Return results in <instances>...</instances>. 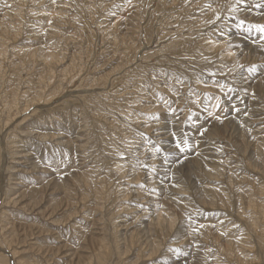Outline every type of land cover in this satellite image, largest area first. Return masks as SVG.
<instances>
[{
  "label": "rangeland",
  "instance_id": "rangeland-1",
  "mask_svg": "<svg viewBox=\"0 0 264 264\" xmlns=\"http://www.w3.org/2000/svg\"><path fill=\"white\" fill-rule=\"evenodd\" d=\"M1 23L0 264H264V0H0ZM150 152L149 208L144 177L125 192Z\"/></svg>",
  "mask_w": 264,
  "mask_h": 264
},
{
  "label": "bare ground",
  "instance_id": "bare-ground-1",
  "mask_svg": "<svg viewBox=\"0 0 264 264\" xmlns=\"http://www.w3.org/2000/svg\"><path fill=\"white\" fill-rule=\"evenodd\" d=\"M18 1H20V0H18ZM22 1V0H21ZM143 2V1H142ZM146 2V1H145ZM161 3V2H160ZM159 3V5L157 4V8L155 9V12H157V11H159L160 10V8L162 7V5ZM173 4V3H172ZM89 6V5H88ZM93 8V7H92ZM188 11H190V8L189 9H187ZM94 11V10H93ZM18 13H17V17H20V14H21V12L20 11H17ZM217 12V11H216ZM7 14V13H6ZM5 14V15H6ZM10 14V13H9ZM13 14V13H12ZM12 14H10V17H11V15ZM27 14V13H26ZM93 14V13H92ZM19 15V16H18ZM13 16V15H12ZM95 16V15H94ZM240 16V15H239ZM16 17V18H17ZM245 17V16H244ZM55 19V18H54ZM17 21H19V19H16ZM21 20H23L24 21V18L23 19H21ZM9 21V20H8ZM55 21H56V19H55ZM54 22V21H53ZM22 23V22H21ZM25 23H26V21H25ZM18 24V23H17ZM14 25V24H13ZM22 25V24H21ZM27 25V24H26ZM148 25V24H147ZM22 27H23V25H22ZM16 29V28H15ZM19 29V28H18ZM20 29H21V27H20ZM85 30V29H84ZM147 34H148V36H147V41L151 38H149V36H150V34H151V32H149V27H147ZM20 32V31H19ZM17 30H14V26H11V24H9V23H1L0 24V41H4V43H5V41L6 42H8V41H14V40H17V39H19V37L21 36V35H19L20 33H19ZM89 32V31H88ZM87 32V33H88ZM145 34V33H144ZM92 35H93V32H92ZM145 36V35H144ZM232 37V36H231ZM146 39V38H145ZM236 41V40H235ZM241 42V41H240ZM196 43V37L195 36H191L190 35V37L189 36H187L184 40H182L181 42H179V45L181 44H185V46H187V47H192L194 44ZM173 44H174V42H173ZM210 44V43H209ZM219 44V43H218ZM196 45V44H195ZM205 45V44H204ZM203 45V46H204ZM207 45V44H206ZM251 45V44H250ZM2 46V45H1ZM7 47L9 46L8 44L6 45ZM11 46V45H10ZM6 47V48H7ZM167 47V46H166ZM175 47H178V46H175ZM211 47H212V49L213 50H217L218 51V46H216V45H213L212 46V44H211ZM243 47V46H242ZM13 48V47H12ZM134 48V47H133ZM90 49V48H89ZM207 49H209V48H207ZM135 50V49H134ZM244 51V50H243ZM20 52V50L18 51V53ZM28 52V56H29V58H40V59H42V60H44L46 63H48V64H50V63H57V60H58V55H57V52H56V54H54V53H52V52H50V51H44L43 49H29V51H27ZM131 52V51H130ZM212 52V51H211ZM91 53V52H90ZM147 53V52H146ZM13 54H14V52H13ZM15 54H17V52L15 53ZM221 54V53H220ZM7 55H8V51H7V49H1L0 48V63H2L1 64V66H2V68H0V74L1 75H3L4 74V76H5V70L9 67V69L12 67V62H11V64L8 62V64H10V66H8V67H5V63L7 62ZM24 55V54H23ZM26 56V55H25ZM228 56V55H227ZM220 57V56H219ZM133 58V57H132ZM213 59V58H212ZM60 60V59H59ZM236 60V59H235ZM240 60V59H239ZM61 61V60H60ZM238 61V60H237ZM243 61V60H242ZM237 63V62H236ZM23 64V63H22ZM7 66V65H6ZM73 78V77H72ZM116 80H118V79H116ZM69 81H70V79H69ZM66 82V81H65ZM68 82V81H67ZM121 82V81H120ZM3 84V83H2ZM38 84V83H37ZM259 84V83H258ZM16 85V84H15ZM46 93V92H45ZM263 96V95H262ZM40 98V97H39ZM14 102V101H13ZM16 102V101H15ZM14 107V106H13ZM0 121H1V119H0ZM168 122V121H167ZM163 123H165V122H163ZM169 123V122H168ZM1 124V123H0ZM161 124V123H160ZM170 124V123H169ZM141 126V125H140ZM170 126V125H169ZM168 127V125L166 126V123L164 124V126H163V129H166ZM168 129H169V127H168ZM171 129V128H170ZM239 130V129H238ZM163 131H165V130H163ZM162 131V132H163ZM169 131V130H168ZM241 131V130H240ZM169 132H171V131H169ZM243 132V131H242ZM244 133V132H243ZM161 134H163L161 137V143H162V147H163V150L165 151V152H167V153H171L172 151H173V148H172V145L170 144V137L168 136V134L166 133V132H163V133H161ZM226 134V133H225ZM230 134V133H229ZM41 135V134H40ZM171 135V134H170ZM235 135V134H234ZM38 137V136H37ZM16 143V142H15ZM18 143V142H17ZM257 146H258V144H257ZM261 148V147H260ZM259 149V148H258ZM136 148L134 149V151L133 152H136ZM260 150V149H259ZM258 150V151H259ZM132 152V153H133ZM175 152L176 151H173L172 153L173 154H175ZM206 152V151H205ZM171 153V154H172ZM11 154V153H10ZM137 154V153H136ZM24 157H27V156H24ZM174 157V156H173ZM146 158V160L148 161L147 163H148V168L146 169V170H142V169H140L141 171H137L135 168H134V166H135V161H133L132 162V164H131V172H130V177L129 178H126V179H128L129 180V182H136V183H133L134 185H131V189L129 190V191H127V192H125V194H127L129 197H133V196H136V197H139V196H141L143 193L141 192V191H139L138 189H136V186H135V184H137L138 182V180H140V179H143V177L145 178V184H144V186L145 187H147V189H148V191L149 192H147L146 193V195H144L143 197H142V199H146V202H148V204H149V202L151 203L153 200H154V198L157 196L158 197V195L157 194H159V192H161V187L163 188V182H164V180L165 179H168L169 178V169H168V165H166V164H164L163 163V160H161L158 156H156L153 152H150V154L147 156V157H145ZM22 160V159H21ZM28 160V159H27ZM31 160V159H30ZM195 160V159H194ZM152 162H154V168H153V164H152ZM192 162H194V163H197L196 161H192ZM26 163V162H25ZM137 165V164H136ZM28 166V165H27ZM136 167V166H135ZM206 167V166H205ZM207 168V167H206ZM122 168L121 167H118V168H116V171L115 172H117V173H119V174H124V172H127V170H125V171H123V169L121 170ZM130 169V168H129ZM152 169L154 170V169H156L155 170V174H153L154 172L152 171ZM207 172H208V175L209 176H217V177H219V174L218 175H216V173H217V170H206ZM44 174V173H43ZM203 174V173H202ZM46 176V175H45ZM42 177V176H41ZM41 180V179H40ZM13 181V180H12ZM65 181V180H64ZM142 181V180H141ZM66 182H68V180H66ZM15 183H17V182H15ZM69 183V182H68ZM55 184V183H54ZM51 185V184H50ZM156 185H158V188L157 189H155V188H153L154 186H156ZM47 186V185H46ZM52 186V185H51ZM165 187V186H164ZM172 188V187H171ZM27 190V189H26ZM157 190V191H156ZM124 191V190H123ZM113 192V191H112ZM109 194H111V192H108L107 193V195H109ZM164 194V193H163ZM166 194V193H165ZM162 195V194H161ZM124 197V196H123ZM75 200V199H74ZM156 200V199H155ZM145 201V200H144ZM158 201H159V199H158ZM155 202V201H154ZM153 202V203H154ZM152 203V204H153ZM152 204H149L148 206H149V208L150 207H152L153 205ZM151 205V206H150ZM155 206V205H154ZM153 206V207H154ZM144 208H145V206H144ZM144 210H146V208L144 209ZM147 212L148 211H151V212H149L150 214H153V208L152 209H147L146 210ZM96 212V211H95ZM118 213V212H117ZM156 214V213H155ZM161 214V213H160ZM2 215V214H1ZM154 216V215H153ZM6 217V216H5ZM142 217V216H141ZM156 217L157 218H159V214L157 213V215H156ZM1 218V217H0ZM12 218V217H11ZM98 218V217H97ZM154 218V217H153ZM152 218V219H153ZM160 219V218H159ZM165 220H167L168 221V223L171 225L172 224V222H173V219L172 218H164ZM177 219V218H176ZM117 220V219H116ZM33 221V220H32ZM112 221V220H111ZM64 222V221H63ZM175 223H176V221H175ZM163 224V223H162ZM3 226V225H2ZM117 227V226H116ZM252 228V227H251ZM168 229V228H167ZM10 230V229H9ZM14 230H15V228H14ZM100 230V229H99ZM16 231V230H15ZM14 231V232H15ZM96 231V230H95ZM161 231H162V229H161ZM7 232H9V231H7ZM11 232H12V229H11ZM13 232V233H14ZM93 234V233H92ZM11 235V234H10ZM94 235V234H93ZM97 235V234H96ZM8 236V235H7ZM259 236V235H258ZM261 236V235H260ZM15 237V236H14ZM86 237V236H85ZM88 237V236H87ZM97 237V236H96ZM86 239H88V238H86ZM260 239V238H259ZM104 241H106V239L104 238H102V242H104ZM86 242V241H85ZM107 242V241H106ZM263 242V247H264V241H262ZM57 243V242H56ZM61 243V242H60ZM45 244V243H44ZM60 245V244H59ZM48 247V246H47ZM51 248H52V246H50ZM58 247V246H57ZM87 247V246H86ZM46 248V247H45ZM67 248H69V247H67ZM48 249H50V248H48ZM47 249V250H48ZM62 249V248H61ZM65 250H66V248H65ZM67 250H69V249H67ZM73 250V249H72ZM85 250V249H84ZM55 251V250H54ZM57 251V250H56ZM75 251H77V250H75ZM86 251V250H85ZM51 252V251H50ZM14 253V252H13ZM55 253V252H54ZM53 253V254H54ZM57 253V252H56ZM56 253H55V255H56ZM50 254V253H49ZM112 253H111V250H110V247H108V246H106V244H102L101 246H100V250H99V253H98V256H97V264H110L111 262H112V257H111V260H110V255H111ZM63 255V254H62ZM61 255V256H62ZM78 256H79V254H78ZM25 257V256H24ZM68 257V256H67ZM80 259H81V257H79ZM96 259V258H95ZM76 260V259H75ZM81 260H83V259H81ZM64 261H66V260H64ZM76 262V261H75ZM80 262V261H79ZM57 263V262H56ZM67 264V263H66ZM68 264H71V263H68ZM73 264H75L74 262H73ZM81 264V263H80Z\"/></svg>",
  "mask_w": 264,
  "mask_h": 264
}]
</instances>
